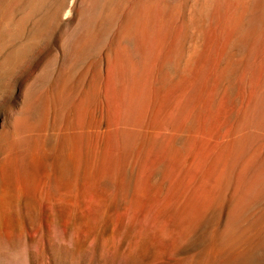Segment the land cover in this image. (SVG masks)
Masks as SVG:
<instances>
[{"label": "rangeland", "instance_id": "374dc122", "mask_svg": "<svg viewBox=\"0 0 264 264\" xmlns=\"http://www.w3.org/2000/svg\"><path fill=\"white\" fill-rule=\"evenodd\" d=\"M0 264H264V0H0Z\"/></svg>", "mask_w": 264, "mask_h": 264}]
</instances>
